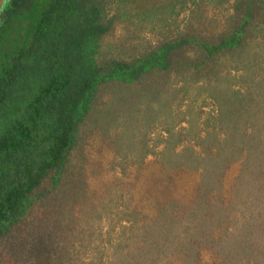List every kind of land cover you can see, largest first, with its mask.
Instances as JSON below:
<instances>
[{
    "label": "trees",
    "instance_id": "16d2710c",
    "mask_svg": "<svg viewBox=\"0 0 264 264\" xmlns=\"http://www.w3.org/2000/svg\"><path fill=\"white\" fill-rule=\"evenodd\" d=\"M112 1L4 0L0 264H93L86 250L95 243V224L84 228L80 215L91 193L79 138L96 128L106 133L126 117L142 123L159 84L181 71L204 82L222 134L213 130L203 141L196 202L185 209L190 222L183 229L190 233L172 236L178 262L264 263V53L249 46L264 28V0H235L225 32L199 42L192 59L180 56L186 38L169 37L137 53L105 42L118 14ZM228 66L244 69L243 86L227 84L221 70ZM141 100L148 104L136 116ZM242 156L228 200L224 173ZM203 248L209 261L199 255Z\"/></svg>",
    "mask_w": 264,
    "mask_h": 264
},
{
    "label": "rangeland",
    "instance_id": "374dc122",
    "mask_svg": "<svg viewBox=\"0 0 264 264\" xmlns=\"http://www.w3.org/2000/svg\"><path fill=\"white\" fill-rule=\"evenodd\" d=\"M3 6L0 0V13ZM234 6L235 0H113L111 11L118 14L103 39L116 49L124 45L127 52L137 53L169 37L186 38L180 56L192 59L199 42H213L225 32ZM249 46L264 53V28L253 33ZM225 68L221 72L228 75L231 89L245 84L243 68ZM260 71L264 73L263 61ZM187 73L172 72L166 83L159 84L158 98L152 100L151 112L142 123L133 124L125 116L106 133L96 128L79 138L91 193L80 215L84 228H88L85 222L95 224V243L86 250V260L91 256L93 264H180L172 236L177 241L182 233H190L183 229L190 222L185 209L196 202L205 157L203 141L213 130L222 134L212 123L217 117L214 98L202 88L201 78H189ZM147 104L141 100L136 116H142L139 108ZM242 160L243 156L225 170L228 200ZM199 255L211 259L205 248Z\"/></svg>",
    "mask_w": 264,
    "mask_h": 264
}]
</instances>
